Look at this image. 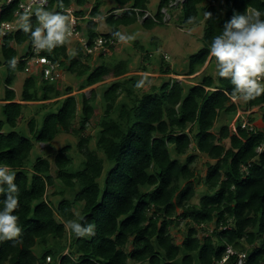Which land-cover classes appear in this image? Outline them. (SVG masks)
<instances>
[{
    "label": "trees",
    "instance_id": "trees-1",
    "mask_svg": "<svg viewBox=\"0 0 264 264\" xmlns=\"http://www.w3.org/2000/svg\"><path fill=\"white\" fill-rule=\"evenodd\" d=\"M114 1L113 11L123 12L117 18L107 16L109 34L100 35L97 30L102 0L95 1L86 29L78 28L90 45L99 37L118 39L113 34L144 18L149 3V0ZM175 2L161 0L155 18H145L143 28L163 27V10ZM74 4L83 8L87 0H49L47 10L60 13ZM253 10L264 13V0H186L182 6L183 25L197 26L202 13H212V19L205 18L203 47L190 57L187 76L197 74L208 61L216 62L209 46L213 37L222 33L224 22L234 12L251 14ZM14 11L15 7H11L1 15V20H14ZM75 14L81 17L85 12L78 10ZM28 22L34 28L37 17ZM25 44L29 47L28 55L32 41L30 33L23 28L0 40V67L7 68L6 104L0 105L3 116L0 166H8L16 175L19 207L15 214L19 215L22 228L15 240L0 242V264H46L48 258L52 264H218L228 248L247 254L245 264H264V128H243V122L238 119L234 129L226 125L218 134L213 131L222 113L233 114L240 109L231 100L233 85L228 78L205 75L195 85L171 80L142 95L127 87L130 79L107 85L103 95L106 114L97 142L104 159L95 152L84 151L89 139L80 138L84 168L70 172L72 160L67 153L71 148L60 150L54 158L55 172L65 190L49 196L48 191L56 186L57 178L52 175L49 158L39 156L32 166L29 164L34 143L51 144L61 133L84 132L96 113V91L92 90L90 97L82 94L78 118L77 96H68L74 92L72 88L62 91L55 83L44 80L38 83L35 77L28 78L21 101L46 102L67 97L51 104L58 106V111L44 119L41 129L33 118L29 122L30 137L21 135L15 129L23 117V106L14 103L17 95L10 88L17 74L24 73L26 68V62L18 60L15 46ZM67 51L65 41L43 53L83 80L79 91L129 72L128 62L114 67L103 64L93 69L83 62V58L92 57L84 56L81 48L70 60ZM12 58L17 61L15 68L8 63ZM145 58L149 60L147 54ZM161 72L173 73L169 67ZM1 84L0 79V87ZM124 93L130 103L123 104L118 119H114L115 104ZM258 107L264 109V93L246 101L248 110ZM77 118L79 131L73 129ZM262 121L264 124V116ZM6 129L11 131L6 133ZM192 145L212 161L206 164L204 177L197 176L191 168L195 161L194 156L188 155ZM183 156H186L184 163L179 159ZM105 162L110 167L101 185L99 179L104 176ZM200 183L208 192L195 205L192 204L195 187ZM66 190L75 191L73 200L63 198ZM58 195L63 199L56 206L51 197ZM76 208H80L79 218L84 217L83 222L94 226L93 235L76 237L67 228L68 221L79 220ZM180 221L185 222L186 231L182 244L178 245L171 228ZM209 225H214L212 234L199 237L198 228ZM67 237L64 246L58 244ZM49 238L55 241L54 246L48 244ZM38 244L45 250L40 258L34 253ZM64 251L68 254L63 255ZM237 261L238 256L233 255L225 264H237Z\"/></svg>",
    "mask_w": 264,
    "mask_h": 264
},
{
    "label": "rangeland",
    "instance_id": "rangeland-1",
    "mask_svg": "<svg viewBox=\"0 0 264 264\" xmlns=\"http://www.w3.org/2000/svg\"><path fill=\"white\" fill-rule=\"evenodd\" d=\"M96 0H87V4L83 8L77 7L75 4L73 5V9L75 11L82 10L85 12V16L90 18V13L92 8L95 5ZM161 0H149L148 9L145 12V17L141 18L138 23L124 27L123 35L131 36L132 39L126 41H120L119 44L114 47L112 50L108 51L107 54L103 57L96 54L95 56H91L90 60L83 58V62H87L91 68L99 67L103 64L114 67L119 64L120 61H128L129 62V73L125 76L109 79L105 82L99 83L92 87H88L83 91H79L81 84H83V80H79L74 74L68 72L65 68H63V79L57 84V87L62 91H65L68 88H72L74 92L68 96H77L78 99V118L81 114L82 110V102L81 96L84 94L86 97L91 96L92 90L96 91V113L92 118L91 122L86 126V129L82 133L75 134H59L56 139L51 144H35V148L32 150L30 158L28 160L29 164L32 166L37 157L42 156L43 158H49L53 172L52 175L57 178L55 172V163L54 158L59 153L60 150L65 147H70L71 150L67 153V156L72 160V164L69 167L70 172H77L84 168L83 162L85 161V155L81 152L80 149V138L89 139L87 145H85L84 151L95 152L99 158L104 159V155L97 149V142L99 139V133L101 129V123L105 119L106 114V104L104 102V93L107 89V85L119 81V80H132L131 83L127 85L130 89L134 91L135 94L142 95L144 93L150 92L152 87H160L161 85L170 82L171 80H177L178 82H184L188 85L199 84L202 78L205 75H217L216 73V62L208 63L195 75L187 76L188 73V63L190 61V57L197 54L200 49L203 47L201 39L204 35L205 30V16L204 13L201 14V19L197 26L188 27L183 25L182 23V6L186 0H176L175 3L168 10H163L164 14V26L156 27L153 30H146L143 28L142 24L145 18H155L156 13L158 11L159 3ZM102 14L104 16L109 15L113 12L112 6H115L114 0H102ZM104 16H100L98 19V32L100 34H109L111 32V28L108 26L105 21L106 18ZM87 20H83L82 22H86ZM81 22L80 27H85V23ZM25 22H21L19 27L23 28V24ZM84 25V26H83ZM82 38L86 39L85 34L82 32ZM67 44V53L69 55V60L77 55L78 47L81 48V44L76 39L66 40ZM140 48H144V51H141ZM18 51L23 53V50ZM146 54L149 56V60L147 61L145 56ZM85 56V54H83ZM151 55V58H150ZM166 57V59H165ZM163 60L165 64H163ZM169 67L172 74L165 75L161 72L162 68ZM25 74V73H24ZM18 74V80L16 82L15 90L17 92L22 91V87L25 81V75ZM180 74V75H176ZM7 77V68L5 66L0 67V79H1V87H0V97L2 98L5 91V79ZM84 79V78H83ZM141 87H136L134 84L141 83ZM130 103L127 95L121 94L115 104L112 117L114 119H118L119 111L123 104ZM236 105L240 106V109L237 113L226 114L222 113L219 120L216 122L213 131L218 134L220 129L223 126H229L234 129L237 125L238 119H240L243 123H248L253 128L255 127L257 130H263V116L264 109L254 108L248 110L246 108V101L238 98L235 102ZM126 105V104H125ZM45 107H37L35 104H29L28 107L23 111V117L19 121V124L15 131L20 133L23 136L30 137L29 133V122L31 119L36 118L37 127L41 129L43 125L44 119L50 113H56L58 110V106H52L50 103H46ZM0 118L3 116L0 115ZM76 119L73 123V129L75 131H79L81 126L79 124V119ZM252 120V122H251ZM243 125V124H242ZM11 129H6L5 132H9ZM188 155H192L195 157V161L192 164V169L197 174V176L204 177L207 172L206 164L208 162H212L208 156L199 153L196 149L195 145H192L191 149L188 152ZM173 158H177V156L172 153ZM181 162H185L186 156L179 157ZM105 171L104 176L99 179V183L101 185L104 184V177L107 169L110 165L105 162ZM61 190H65V185L57 178L56 186L51 188L48 191V195H52L54 192H59ZM208 192V188L203 184H196L195 187V196L192 201V204L198 205L200 200L205 196ZM75 195V191L66 190L64 199L73 200ZM61 196L51 197V201L55 203L57 206L59 201L63 199ZM75 214L77 219L80 216V208L75 209ZM214 230V225H209L206 227H199V237H202L204 234H212ZM186 227L185 222L180 221L177 227L171 228V234L175 238V242L178 245H181L184 240ZM69 237V235H68ZM65 238L62 242L58 243L61 246L66 244L67 241ZM55 241L51 238L48 239V244L53 245ZM56 244V243H55ZM54 246V245H53ZM129 250H132V246H129ZM34 253L40 258L45 254V250L43 247L38 244L34 248ZM68 254V251H64L63 255ZM59 264V262H57ZM147 264V263H144Z\"/></svg>",
    "mask_w": 264,
    "mask_h": 264
},
{
    "label": "clouds",
    "instance_id": "clouds-1",
    "mask_svg": "<svg viewBox=\"0 0 264 264\" xmlns=\"http://www.w3.org/2000/svg\"><path fill=\"white\" fill-rule=\"evenodd\" d=\"M38 24L33 28L24 17L23 30L30 33L31 41L36 50L51 51L65 43L69 35L68 17L41 7L35 13ZM207 20L212 19L211 12H204ZM264 13L253 10L234 12L222 27V33L213 37L210 55L216 60V73L220 78H228L233 85V98L245 101L264 93ZM84 20V19H82ZM82 22V21H81ZM192 18L189 19V23ZM82 28V27H81ZM120 41L132 39L120 32L113 34ZM166 59V57H165ZM9 66L16 67V59L9 60ZM137 83L136 87H141ZM16 175L8 166H0V242L15 240L22 232L18 214L19 188L14 182ZM79 220H70L67 228L76 237H86L94 234V226Z\"/></svg>",
    "mask_w": 264,
    "mask_h": 264
},
{
    "label": "built area",
    "instance_id": "built-area-1",
    "mask_svg": "<svg viewBox=\"0 0 264 264\" xmlns=\"http://www.w3.org/2000/svg\"><path fill=\"white\" fill-rule=\"evenodd\" d=\"M11 7H15L14 20H1V15L5 14ZM41 7L47 10L49 7V0H0V40L20 30L21 27H19V25L22 21L25 22L24 17L27 16L28 19L36 17V10ZM60 13L68 17L70 25L69 35L66 40L76 39L79 41L85 56H95L96 54L99 56L106 55L111 48L119 44V39L99 37L95 40L93 45H90L87 39L80 37L82 31L78 28L81 26L82 18L75 14V10L70 8ZM23 60L26 62L24 71L26 75H39L42 80L49 83L58 84L62 81L63 67L61 63L52 61L43 53V50H36L33 44L30 53L23 58ZM237 99L238 98H231L233 103H235ZM248 126L252 127L247 122L242 125L243 128ZM233 255L238 256L237 264H245L247 254L237 253L231 248L227 249L225 257L218 264H225L229 257ZM46 264H52L50 258H48Z\"/></svg>",
    "mask_w": 264,
    "mask_h": 264
},
{
    "label": "crops",
    "instance_id": "crops-1",
    "mask_svg": "<svg viewBox=\"0 0 264 264\" xmlns=\"http://www.w3.org/2000/svg\"><path fill=\"white\" fill-rule=\"evenodd\" d=\"M103 5V4H102ZM102 7V6H101ZM113 8H112V10L113 9H115L116 8V4H115V6H112ZM100 12H101V14H102V10L100 9ZM123 11H120V10H117V11H113L112 13H110L109 15H106V16H104L103 14H102V16H104V18H107V16H110V15H114L116 18L118 17V16H120V14L122 13ZM87 16V15H86ZM85 15L84 16H81V18L82 19H84V20H88L87 19V17H86ZM99 19V18H98ZM98 19H96V21L98 22ZM83 21V20H82ZM106 21V20H105ZM139 22V21H138ZM83 23V22H82ZM85 23V24H84ZM83 24L85 25V27H83V30H85L86 29V27H87V21L86 22H84ZM98 24H99V22H98ZM83 25V26H84ZM121 29V33L123 34V29H124V27H121L120 28ZM98 30V29H97ZM99 33V32H98ZM100 34V33H99ZM100 35H104V34H100ZM15 48L17 49V48H20L19 50H23V53H21L20 51H18V49H17V51H18V60H20V59H22L23 60V58H25L26 57V53H27V51H28V49H29V47H28V45L27 44H25V45H23V46H15ZM210 60V59H209ZM120 62H123V61H120ZM119 62V63H120ZM124 62H128V61H124ZM129 63V62H128ZM209 63H210V61H209ZM129 65V64H128ZM109 67V66H108ZM129 67V66H128ZM129 73V72H128ZM18 74H20V75H23L24 73L22 72V73H18ZM17 74V75H18ZM25 75V74H24ZM30 77H35L36 79H37V81H38V83H40V81L42 80L41 79V77L39 76V75H32V76H28V75H26V77H25V81L28 79V78H30ZM6 80V79H5ZM17 80H18V77L16 76V80H15V83H14V85H13V87H11L10 89H12V90H14L15 92H16V95H17V99L14 101V103H17V104H21L22 106H23V111L28 107V105L29 104H35V105H37V107L39 106H41V107H44V105H46V103L48 102V103H50V104H52V103H55L56 101H58V100H61V99H64V98H66L67 96H63V97H61V98H58V99H52V100H49V101H46V102H43V101H41V102H25V101H21V94H22V91H23V87H24V84H25V81H24V84H23V87H22V91L20 90V92H17L16 90H15V87H16V82H17ZM61 90V89H60ZM4 96H5V91H4V94H3V96H2V98L0 97V105H5L6 104V101H4ZM0 119H3V118H0Z\"/></svg>",
    "mask_w": 264,
    "mask_h": 264
}]
</instances>
